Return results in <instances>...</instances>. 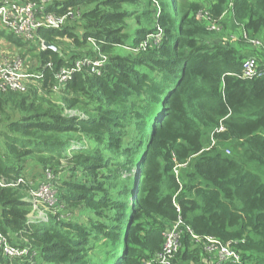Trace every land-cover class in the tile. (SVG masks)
<instances>
[{
    "label": "trees",
    "instance_id": "obj_1",
    "mask_svg": "<svg viewBox=\"0 0 264 264\" xmlns=\"http://www.w3.org/2000/svg\"><path fill=\"white\" fill-rule=\"evenodd\" d=\"M30 1L73 16L38 33L56 48L36 54L41 84L0 94V176L13 182L51 170L60 207L81 208L88 219L51 212L48 222L31 223L30 187L0 188V231L30 249L15 260L0 253V264H146L180 217L196 236L236 251L240 264H264V72L243 78L246 61H264V0L232 8L230 0ZM151 14L153 30L141 23ZM129 20L138 24L130 46ZM158 29V45L126 49ZM64 40L78 52L63 53ZM98 53L107 58L98 73L83 68L62 102L47 99L55 74ZM48 63L52 70L43 69ZM216 261L184 228L176 262Z\"/></svg>",
    "mask_w": 264,
    "mask_h": 264
},
{
    "label": "built area",
    "instance_id": "obj_2",
    "mask_svg": "<svg viewBox=\"0 0 264 264\" xmlns=\"http://www.w3.org/2000/svg\"><path fill=\"white\" fill-rule=\"evenodd\" d=\"M233 2L234 0H230L229 8L233 7ZM48 6H50V2L48 1L35 4L30 0H0V31L11 33L26 48L29 47L28 44L34 42L37 44L38 52L46 51L48 49L45 45L46 42L38 36L39 31L60 30L65 25V22L73 16L71 11L64 16L48 13ZM198 18L200 20L203 18L209 19L208 13L201 12ZM209 30L219 33L222 29L219 25L212 24ZM158 32L149 34L138 47H126V49L136 53L146 51L150 47L158 45L162 41L163 31L158 29ZM252 43L256 46L261 45L258 41H252ZM14 56L0 45V94L10 92L25 94L32 87L39 86L45 78L43 70L38 69L39 65L31 70L28 67V63ZM106 62L107 58L98 53V57L95 59L78 60L72 68L60 70L59 73L55 74L56 86L53 88V92H61L65 85L73 78L74 74L81 72L83 68L89 67L90 73H98V69L103 67ZM46 68L52 70V64L48 63L43 69ZM263 72L264 61L262 59L248 60L243 66V78L245 79H254ZM84 118L86 117L84 116ZM222 131H224V127L221 125L215 132L220 133ZM213 136L214 133L211 137L212 146L215 144ZM226 154L230 155L229 150L226 151ZM55 181L56 176L52 171L45 170L42 173L40 172V176H36L35 178H31V174L28 173L13 182L0 176V188H11L21 185L29 186L30 191L27 201L30 203L32 209L29 220L31 223H42L49 221L51 212L54 215L60 212L58 189L55 186ZM184 228L196 244H203L204 251L217 259L216 262L218 264L225 261L240 264L241 258L236 251L229 246L223 245L216 239H202L196 236L190 227L183 222L181 217L164 232L162 251L146 264H179L176 262V258L181 248ZM29 250V248L12 245L10 239L0 231V253L6 259L15 260L24 258L28 255Z\"/></svg>",
    "mask_w": 264,
    "mask_h": 264
},
{
    "label": "rangeland",
    "instance_id": "obj_3",
    "mask_svg": "<svg viewBox=\"0 0 264 264\" xmlns=\"http://www.w3.org/2000/svg\"><path fill=\"white\" fill-rule=\"evenodd\" d=\"M192 1H198V0H192ZM131 9H133V8L131 7ZM151 13H154V12L151 11ZM152 20H154L153 14H151L150 17H148V18H142L141 19V23H142L143 26L148 27L149 24H150L149 21H151V29L153 30L155 23ZM129 25L131 26V28L128 30V33L130 34V39H129L128 45L130 46L133 43V40H134V38L136 36L137 29H138V24H136V22H134L133 20H129ZM2 33L3 34L0 33V35H1V37H0V45L6 51H8V52L12 53L13 55H15L14 57H19L25 63H28V67L31 70L38 66L37 60L35 59L36 54H37L38 51H33L35 48L37 50V44L36 43L33 42L31 44H28V46H29L28 48H26V46H23V45H22V47H19L18 45H15L13 43H8L9 41H8L7 38L9 36L13 37V35L11 33H5V32H2ZM15 38H16V40H18L17 37H15ZM58 46H59L60 50L63 53L73 54L74 52H78L77 49H74L73 47H71L70 43L68 41H65V40L59 42ZM62 98H63V95L60 94V92H52L49 96H47V99L52 100L54 102H58V103L62 102V100H63ZM67 114L68 115H76L75 112H71V113L68 112ZM81 116H82V118H84L85 115L81 114ZM0 129H1V127H0ZM77 149H78V147H73L72 148V150H77ZM1 151H2V146H1V140H0V152ZM229 152H230V150H229ZM262 172H258V174L260 176H262V178L264 180V171H262ZM176 173H177V175L179 173V176H180V172L178 170L176 171ZM37 176H40V172L39 171L37 172ZM61 177L62 178H61V181L59 182V185H61V182L63 180H66V173H64V174L62 173ZM55 186L57 188V184L56 183H55ZM60 210H61L60 212L63 213L62 216L64 218H67V217L70 216L71 219H74V220H76L78 222L79 221L84 222V221H86L88 219L87 218V213L88 212L82 211L81 208H79L78 210H70V211H65L63 208H61ZM46 213H48V212H46Z\"/></svg>",
    "mask_w": 264,
    "mask_h": 264
},
{
    "label": "water",
    "instance_id": "obj_4",
    "mask_svg": "<svg viewBox=\"0 0 264 264\" xmlns=\"http://www.w3.org/2000/svg\"><path fill=\"white\" fill-rule=\"evenodd\" d=\"M45 45H46V47H47L48 49H54V50L56 49L54 46H52V45H50V44H48V43H46Z\"/></svg>",
    "mask_w": 264,
    "mask_h": 264
},
{
    "label": "clouds",
    "instance_id": "obj_5",
    "mask_svg": "<svg viewBox=\"0 0 264 264\" xmlns=\"http://www.w3.org/2000/svg\"><path fill=\"white\" fill-rule=\"evenodd\" d=\"M133 199H134V198H133ZM133 199H132V200H133Z\"/></svg>",
    "mask_w": 264,
    "mask_h": 264
},
{
    "label": "crops",
    "instance_id": "obj_6",
    "mask_svg": "<svg viewBox=\"0 0 264 264\" xmlns=\"http://www.w3.org/2000/svg\"><path fill=\"white\" fill-rule=\"evenodd\" d=\"M8 43H10V42H8Z\"/></svg>",
    "mask_w": 264,
    "mask_h": 264
}]
</instances>
